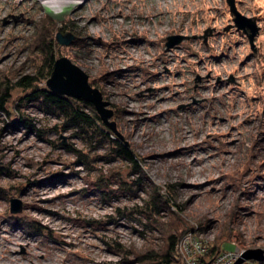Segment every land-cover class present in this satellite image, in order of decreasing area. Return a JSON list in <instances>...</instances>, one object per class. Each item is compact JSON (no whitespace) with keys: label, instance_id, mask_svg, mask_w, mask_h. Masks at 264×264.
I'll return each instance as SVG.
<instances>
[{"label":"rangeland","instance_id":"obj_1","mask_svg":"<svg viewBox=\"0 0 264 264\" xmlns=\"http://www.w3.org/2000/svg\"><path fill=\"white\" fill-rule=\"evenodd\" d=\"M235 1L256 19L254 44L228 0H92L58 12L40 0H0V92L11 90L0 110V264H152L147 254L184 229L190 249L201 240L207 250L264 249V0ZM47 14L65 27L56 37L77 39L57 37L59 54L102 92L141 173L107 144L63 130L15 86L37 73L35 35ZM174 35L185 38L168 47ZM154 188L177 204L147 217L136 205ZM13 197L22 212H11ZM204 256L211 264L216 255Z\"/></svg>","mask_w":264,"mask_h":264},{"label":"trees","instance_id":"obj_2","mask_svg":"<svg viewBox=\"0 0 264 264\" xmlns=\"http://www.w3.org/2000/svg\"><path fill=\"white\" fill-rule=\"evenodd\" d=\"M60 29L64 31L65 27L58 26L54 18L50 14H47L42 23L38 25L35 35L34 50L37 52V58L40 61L37 73L33 76L24 75L17 81L15 86L30 90L26 95L27 100L38 104L46 113L60 118L63 130H73L76 136H80L92 147L97 145L101 147L107 144L106 146L109 147L111 154L122 158V160L131 165L132 172L141 173L142 168L139 160L132 152L128 143L122 139V136L112 122L103 119L96 112L93 103L74 96L60 94L49 86L48 82L54 76L57 60L62 57L59 54L61 45L56 37L57 31ZM76 40L74 43H77ZM43 81L46 82V85H40ZM10 96V86H6L0 92V110H7L5 105ZM20 118V121L30 132H37L36 124L32 121L33 119L25 115H22ZM58 126H55V128L58 129ZM66 148L74 150L69 145ZM141 179L142 177L139 176L137 184L142 188L143 181ZM98 185L104 191V195H107L108 190H110L108 181H103V178H101ZM0 195H2L1 190ZM176 204L169 195L162 193L159 188H154L149 198L143 200V205H136V209L142 212L143 215L150 217L152 214L171 211V208ZM118 210L121 211L120 208ZM157 228L160 229L158 226ZM184 230L180 235L177 234V231L170 232L166 239L165 251L162 253L152 251V253L147 254L146 258H151L152 264H183L184 260L180 256L178 246L185 233L189 232ZM226 246L227 242L224 243V247ZM219 250L220 244H212L203 258L205 262L207 263L208 260H211Z\"/></svg>","mask_w":264,"mask_h":264},{"label":"water","instance_id":"obj_3","mask_svg":"<svg viewBox=\"0 0 264 264\" xmlns=\"http://www.w3.org/2000/svg\"><path fill=\"white\" fill-rule=\"evenodd\" d=\"M231 11L235 14L234 22L239 30H243L249 36L250 42L254 44V38L259 32V26L256 19L242 14L235 0H228ZM61 43L70 44L74 40V35H57ZM185 36L174 35L168 38L167 46L173 47L180 43ZM49 86L55 92L67 96H74L81 100L91 102L95 105L98 114L105 120L111 116L112 111L106 107L107 102L103 99L102 92L94 88L90 82L88 74L68 57H60L56 63L54 76L49 80ZM114 124V123H113ZM64 144H67L66 138ZM10 210L12 213H20L24 209V203L21 198L13 197L10 200ZM253 260L264 261V249L250 248L242 251L234 264H242L245 261Z\"/></svg>","mask_w":264,"mask_h":264},{"label":"built area","instance_id":"obj_4","mask_svg":"<svg viewBox=\"0 0 264 264\" xmlns=\"http://www.w3.org/2000/svg\"><path fill=\"white\" fill-rule=\"evenodd\" d=\"M16 1L19 3V2H22L23 0H16ZM107 1H111V0H107ZM90 2H92V0H85L83 3L78 5V7L81 8L86 3L87 5H89ZM100 2H102V0H100ZM103 7L101 6L100 9ZM85 45L86 44H84V46ZM192 236H193V231L191 230L187 232L184 235V237L181 239L179 246H178V251L180 253V256L182 259H183V256L187 258L188 262H186V264H204L203 261L202 262L199 261V257H202V255L208 252V250L205 247V244L208 243V241L201 240L199 243L196 244V247H193L192 249H190L188 243L190 242V238ZM240 255L241 253L239 254L236 250H230L225 247H222V249L219 250V252L214 257L213 262L211 264H234ZM248 261H252V260H248Z\"/></svg>","mask_w":264,"mask_h":264},{"label":"bare ground","instance_id":"obj_5","mask_svg":"<svg viewBox=\"0 0 264 264\" xmlns=\"http://www.w3.org/2000/svg\"><path fill=\"white\" fill-rule=\"evenodd\" d=\"M42 3H44V0H40ZM85 0H48V3L47 4H45V5H47V6H49L50 8H52L54 11H57L56 9L58 8V7H63V6H65V5H68V4H76V5H80L81 3H83ZM58 12V11H57ZM0 252H2V251H0ZM13 264H22L21 262H20V259L19 258H17L16 259V262H15V260H14V263ZM32 264H39V263H34L33 261H32Z\"/></svg>","mask_w":264,"mask_h":264},{"label":"clouds","instance_id":"obj_6","mask_svg":"<svg viewBox=\"0 0 264 264\" xmlns=\"http://www.w3.org/2000/svg\"><path fill=\"white\" fill-rule=\"evenodd\" d=\"M44 3L47 4L48 3V0H44ZM56 10L57 11H63L64 8L63 7H58Z\"/></svg>","mask_w":264,"mask_h":264}]
</instances>
